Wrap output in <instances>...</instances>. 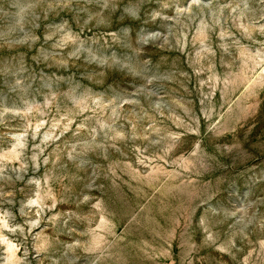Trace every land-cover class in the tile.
<instances>
[{"label": "rangeland", "instance_id": "obj_1", "mask_svg": "<svg viewBox=\"0 0 264 264\" xmlns=\"http://www.w3.org/2000/svg\"><path fill=\"white\" fill-rule=\"evenodd\" d=\"M0 264H264V0H0Z\"/></svg>", "mask_w": 264, "mask_h": 264}, {"label": "bare ground", "instance_id": "obj_2", "mask_svg": "<svg viewBox=\"0 0 264 264\" xmlns=\"http://www.w3.org/2000/svg\"><path fill=\"white\" fill-rule=\"evenodd\" d=\"M10 246V245H9Z\"/></svg>", "mask_w": 264, "mask_h": 264}]
</instances>
